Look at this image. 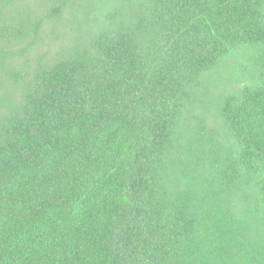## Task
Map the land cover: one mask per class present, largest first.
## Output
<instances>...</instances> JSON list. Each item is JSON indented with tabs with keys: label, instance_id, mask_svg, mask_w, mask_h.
Returning a JSON list of instances; mask_svg holds the SVG:
<instances>
[{
	"label": "trees",
	"instance_id": "obj_1",
	"mask_svg": "<svg viewBox=\"0 0 264 264\" xmlns=\"http://www.w3.org/2000/svg\"><path fill=\"white\" fill-rule=\"evenodd\" d=\"M0 264H264V0H0Z\"/></svg>",
	"mask_w": 264,
	"mask_h": 264
}]
</instances>
